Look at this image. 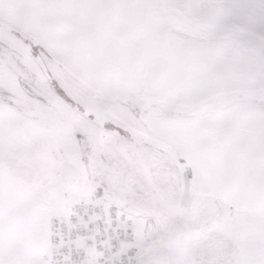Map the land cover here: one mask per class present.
<instances>
[{
    "label": "snow or ice",
    "instance_id": "1",
    "mask_svg": "<svg viewBox=\"0 0 264 264\" xmlns=\"http://www.w3.org/2000/svg\"><path fill=\"white\" fill-rule=\"evenodd\" d=\"M0 264H264V0H0Z\"/></svg>",
    "mask_w": 264,
    "mask_h": 264
}]
</instances>
